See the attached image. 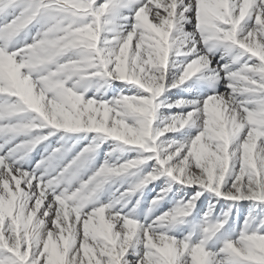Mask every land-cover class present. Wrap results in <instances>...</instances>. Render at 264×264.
<instances>
[{
    "label": "snow or ice",
    "instance_id": "6c2138e0",
    "mask_svg": "<svg viewBox=\"0 0 264 264\" xmlns=\"http://www.w3.org/2000/svg\"><path fill=\"white\" fill-rule=\"evenodd\" d=\"M0 264H264V0H0Z\"/></svg>",
    "mask_w": 264,
    "mask_h": 264
},
{
    "label": "rangeland",
    "instance_id": "374dc122",
    "mask_svg": "<svg viewBox=\"0 0 264 264\" xmlns=\"http://www.w3.org/2000/svg\"><path fill=\"white\" fill-rule=\"evenodd\" d=\"M189 30H190V28H189ZM220 90L223 91L224 90L223 87H221ZM193 95L194 94L189 93L187 91H183V90H180V89H174L173 91H171V92L166 94V99L169 102H172V101L178 100L180 98L191 99ZM174 111H177V110L174 109ZM164 114L165 115L168 114L166 109L164 110ZM33 155H35V152L33 153ZM153 194L154 193L146 191L145 192V198L146 199H151V196ZM165 207H167V205H165ZM207 207H208L207 202H204L203 203V209L207 210ZM226 208H227V204H225L224 202H221V205L217 206V209H216L217 215H219L222 212V210H226ZM246 211H247L246 207L241 205L240 209H239V213H240L241 218L246 214ZM235 218H236V213L233 212L232 213V220H235Z\"/></svg>",
    "mask_w": 264,
    "mask_h": 264
}]
</instances>
